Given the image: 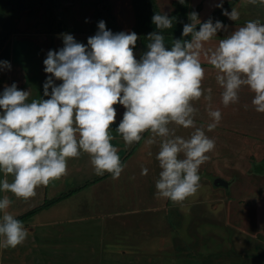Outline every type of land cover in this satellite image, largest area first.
Masks as SVG:
<instances>
[{"label": "clouds", "instance_id": "1", "mask_svg": "<svg viewBox=\"0 0 264 264\" xmlns=\"http://www.w3.org/2000/svg\"><path fill=\"white\" fill-rule=\"evenodd\" d=\"M248 2L264 6V0ZM216 6L231 20L239 19L236 7L228 11L223 0ZM188 16L182 38L169 48L163 30L173 27V18L155 13L152 21L160 31L148 34V50L140 59L134 56L137 33H113L103 20L87 44L73 34H60L63 46L49 50L43 60L44 72L50 74L43 85L47 99L29 101L30 91L15 82L0 92V193L29 200L38 187L65 175L68 160L82 152L89 155L96 175L118 179L125 165L111 141L120 136L130 146L148 132L147 143L159 138L160 145L155 195L183 202L196 194L200 166L215 148V140L195 119L198 109L193 102L202 96L212 99L211 89L202 87V58L216 70L225 107L237 103L240 89L247 86L254 93L255 110L264 113V23L249 20L211 48L206 45L226 26L211 17L202 22L196 11ZM4 69H11L10 61L0 60ZM54 78L62 83L57 85ZM116 104L125 111L114 134L110 125L116 120ZM207 112L206 128L212 131L222 112L210 103ZM176 127L193 131L185 138L176 134ZM147 173L146 167L141 169L142 175ZM10 204L7 195L0 196V249L16 248L29 235L8 211Z\"/></svg>", "mask_w": 264, "mask_h": 264}, {"label": "rangeland", "instance_id": "2", "mask_svg": "<svg viewBox=\"0 0 264 264\" xmlns=\"http://www.w3.org/2000/svg\"><path fill=\"white\" fill-rule=\"evenodd\" d=\"M44 1L5 0L10 7L8 10L0 8V41L6 33H13L7 37L12 36L17 60L42 56L44 49L34 41L51 40L47 32H52L54 27L63 28L64 33L73 34L82 43L95 35L100 20L105 21L110 30L134 31L131 0H109L115 19H104L107 14L100 7L101 0H58L59 5L52 12L54 23L51 16L46 15V8L40 7V2ZM157 2L163 13L174 8V0ZM55 39L63 42L61 35ZM134 56L137 59L143 56L140 47H134ZM179 129L183 134L190 131ZM179 129H176L177 135ZM159 146L157 138L151 152L158 153ZM152 164L153 180L141 191V196L147 198L144 204L150 207L135 209L132 216L117 217V222L112 223L108 218L93 217V212L85 207V223L70 225L71 228L82 226L84 230L80 233L61 235L60 228H56L49 234L50 239L39 234L28 235L22 243L23 250L17 251L16 257L14 253L3 251L7 255L5 259L12 264H242L243 259L250 264H264V254L253 251V246L258 247L260 243L257 245L253 237L254 175L252 170L248 171L252 161H244L239 166H235L237 162H230L219 169L221 178L213 172L217 161L213 170L200 167L198 192L183 202L170 205L167 199L155 195L161 169L157 159ZM207 165L211 168L210 163ZM218 178L228 186L217 183ZM63 226L69 229L68 224ZM43 231L42 226L38 232ZM243 255L246 258L240 257Z\"/></svg>", "mask_w": 264, "mask_h": 264}, {"label": "crops", "instance_id": "3", "mask_svg": "<svg viewBox=\"0 0 264 264\" xmlns=\"http://www.w3.org/2000/svg\"><path fill=\"white\" fill-rule=\"evenodd\" d=\"M219 2L220 0H191V5L193 7L200 5L199 18L203 22L213 15L218 8L216 5ZM5 6V8L10 7V5ZM233 7H236L240 12L239 19L233 21L223 15V10H221L215 20L222 21L226 28L219 31L217 36L206 47L214 48L218 45L220 39L225 38L235 31L237 27L243 26L249 20L264 23V6L253 5L248 0H234L232 4L224 8L231 11ZM111 31L117 33L119 29ZM63 33L47 32V36L51 40L34 41L36 44H40L41 49H44L42 51L43 55L41 56L40 54V56L31 58L26 57L24 60L16 59L11 35L9 39L1 40L0 60L10 61L11 69L0 70V92L6 86H10L15 82L19 89L30 91L29 101L40 98L47 99L48 97L44 96L43 85L46 77L50 74L44 72L45 65L43 60L49 50H59L63 46L62 41L55 39ZM84 44L87 43L84 42ZM202 66L205 69L202 87L211 89L212 99L207 101L202 96L200 100L193 102L198 109L195 119L196 125L204 127L206 134L215 140V148L208 153L207 162L205 161L200 167L213 170L214 163L217 161L218 166L216 171L213 170V172L214 175L221 178V173L218 172L219 169L224 168L230 162H237L235 166H239L244 161H252V166L249 167L248 171L252 170L254 175L255 197L253 208L255 213V234L253 237L257 245L260 243L258 247L254 248L253 246V251L264 254V249L262 250L264 248V113L255 110L252 104L254 93L247 86H242L240 89L237 103L229 104L225 107L221 102L222 88L215 79V68L204 61L203 58ZM55 83L58 85L62 81L55 80ZM209 103L212 107L219 108L222 112L221 122L212 131H207L206 128L207 123L210 121L207 112ZM113 107L117 110L116 120L110 125L114 131L123 118L125 108L119 104L113 105ZM176 129H179V127H176ZM189 130L188 134H183L179 129L178 135H184V137L188 138L193 129L189 128ZM114 134H116L115 131ZM149 136L150 133L145 132L141 141L130 146L126 145L120 136L111 141L117 148L121 161L125 165L118 179H113L108 173L103 176L96 175L89 155L82 152L79 157L68 160L65 175L47 186L38 187L36 195L29 200L25 201L17 198L11 192L0 193V196L7 195L10 198L11 204L8 211L21 220L26 228L30 227V229H27L29 235L33 237L39 234L42 238L50 239V233L56 228H60L61 235L70 236L74 235V233H80L84 230L82 226L71 228L70 225L72 223H77L78 225L85 223L87 218L83 211L85 207L93 212V217L96 216L99 219L108 218L112 220L111 223L117 222V217L132 216L135 209L150 207L149 204H144L146 196H141V191L146 185L151 184L150 180H153L151 172L155 171L152 163L157 159V153L153 154L151 152L152 143H147ZM208 163H210L209 167L211 168H208ZM145 167L148 169V173L142 175L141 169ZM8 179L11 182V175H9ZM171 202L168 200V205ZM63 224H68L69 229L65 228ZM42 226L44 231L40 233L38 231ZM22 250V244L16 248L0 249L3 255V260L1 259L2 255L0 256V264H12L10 261L7 262V258L5 259L7 255L3 251L8 254L14 253V257H16L17 251ZM262 253L259 255H262ZM240 257L243 259L246 258V255ZM243 262L242 264H250L244 259Z\"/></svg>", "mask_w": 264, "mask_h": 264}, {"label": "trees", "instance_id": "4", "mask_svg": "<svg viewBox=\"0 0 264 264\" xmlns=\"http://www.w3.org/2000/svg\"><path fill=\"white\" fill-rule=\"evenodd\" d=\"M233 2L234 0L223 1V8L226 7L227 5L232 4ZM30 3L31 2L27 3L26 5H29ZM57 4L59 5L58 0H45L43 3L40 2V7L44 6L46 8L47 10L46 15L51 16L53 23L55 17L52 16V12ZM131 4L135 14V23L133 25V30L138 35V41L134 47H140L142 49V53L144 54L148 50L147 48L149 42L148 34L153 31H160L159 29L156 28L155 24L153 23L152 16L157 12L160 13L163 12L160 10L157 0H131ZM173 4H174L173 10L167 13L169 17L173 18V27L171 29L163 30L165 44L169 48L171 47V43L174 39L182 38L181 33L184 24L190 23L188 14L192 11H196L199 15L200 12V5L193 7L191 5V0H184V3H181L180 0H174ZM5 5H10V4L9 3L6 4L5 0H0V8L2 7V10L5 9L6 7ZM26 5H24L23 8ZM100 7L101 9L103 8L107 14L104 19H115V16L113 15L111 10V5L109 0H101ZM6 9L8 10V8ZM11 9L14 10V8ZM221 10L223 9L218 7L217 10L213 13V15L211 16L213 21H215V19L218 18V15L221 12ZM29 14H31V12ZM197 28H199V25L197 26ZM51 31L59 32V33L65 32L63 28L57 29L56 27H54L53 30ZM6 34L7 35L2 38L3 40L1 39L2 41H4L6 38L8 39L7 36L12 33H6ZM185 39H190V36L185 37Z\"/></svg>", "mask_w": 264, "mask_h": 264}, {"label": "water", "instance_id": "5", "mask_svg": "<svg viewBox=\"0 0 264 264\" xmlns=\"http://www.w3.org/2000/svg\"><path fill=\"white\" fill-rule=\"evenodd\" d=\"M222 182L225 183L228 186V183L227 182H225V181H223V180H221L219 178L217 179V183H222Z\"/></svg>", "mask_w": 264, "mask_h": 264}]
</instances>
